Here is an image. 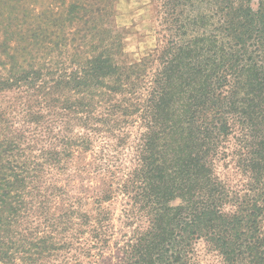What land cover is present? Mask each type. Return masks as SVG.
Masks as SVG:
<instances>
[{
	"label": "trees",
	"instance_id": "trees-1",
	"mask_svg": "<svg viewBox=\"0 0 264 264\" xmlns=\"http://www.w3.org/2000/svg\"><path fill=\"white\" fill-rule=\"evenodd\" d=\"M118 1L0 22V264H193L200 242L264 264V0H157L165 42L131 64ZM32 43L50 60H19ZM230 138L240 189L215 168Z\"/></svg>",
	"mask_w": 264,
	"mask_h": 264
},
{
	"label": "rangeland",
	"instance_id": "rangeland-1",
	"mask_svg": "<svg viewBox=\"0 0 264 264\" xmlns=\"http://www.w3.org/2000/svg\"><path fill=\"white\" fill-rule=\"evenodd\" d=\"M0 1L3 2H0V14L2 16L0 17V22L7 24L9 30L18 25L26 27V24H31L35 28L37 25L43 23L50 28L49 14L61 10L62 5V0ZM114 8H116L115 24L119 28L125 29V35L123 36V60L127 64L145 60L163 46L166 34L160 23L161 17L157 0H119ZM27 48L29 49L26 52L19 55V60H50L49 54L43 51L42 44L30 45ZM229 140V145L227 144L225 149L228 155L217 160L215 168L219 177L229 186L233 187V189H240L246 180L239 173V170H237L236 157L232 154L234 150L232 146L233 142L231 138ZM92 159V153L89 152L80 156L78 160H75L78 166L83 168L79 173L78 191L75 194H82L87 200H94L96 196L94 192L102 187L100 177L93 172L91 165H87L89 164V160ZM128 160L129 157L125 158V163ZM121 199L123 198L116 196L115 200L104 204L106 208H110L114 212L113 223L117 228L119 227V223L116 219L120 215ZM91 203V201H88L87 209L91 208ZM262 228L264 230V218ZM193 264H222V260L216 252L209 249L203 242H200L196 246Z\"/></svg>",
	"mask_w": 264,
	"mask_h": 264
}]
</instances>
